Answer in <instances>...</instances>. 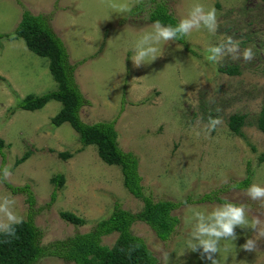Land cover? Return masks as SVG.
<instances>
[{
	"label": "rangeland",
	"instance_id": "rangeland-1",
	"mask_svg": "<svg viewBox=\"0 0 264 264\" xmlns=\"http://www.w3.org/2000/svg\"><path fill=\"white\" fill-rule=\"evenodd\" d=\"M139 1L0 0V33L14 31L25 9L49 16L72 63L86 59L76 70V81L88 101L81 109L82 120L115 121L120 147L140 160L145 192L155 201L184 202L173 211L180 223L169 240H161L143 221L133 224V234L145 240L160 264H211L188 246L192 224L186 218L192 210L210 212L222 204L200 201L201 197L211 193L243 204L249 221L264 220V201H252L246 189L231 186L250 171L251 184L264 186V133L256 125L264 108V0H145L137 13H119L110 7L113 2L127 3L133 10ZM157 2H164L178 20L196 3L215 8L218 27L215 34L201 29L185 38L195 54L177 41L169 42L159 46L160 57L154 62L137 68L132 50L142 33L151 30L149 14ZM228 37L239 42V53L210 61L207 49ZM246 48L254 54L250 61L242 56ZM229 66H237L239 74L222 70ZM56 88L47 58L32 52L21 38L1 40L0 138L5 147L0 170L7 166L12 175L4 180L0 171V199L15 201V213L35 222L43 244L92 230L116 204L133 213L144 207V201L125 188L118 166L104 162L95 146L83 148L70 123L52 124L61 102L52 100L34 111H12L27 95ZM234 114H247L242 129L247 139L230 130L228 122ZM210 118L220 120L212 131ZM64 152L73 155L66 158ZM27 153L28 158L18 164ZM58 174L64 175V184L56 190L53 178ZM6 183L28 185L33 205L28 193H14ZM63 212L86 222L73 224ZM235 231V241L220 242L221 251L215 254L220 264H264V238L256 251L249 252L241 246L255 238L256 231L241 227ZM117 237L118 233L104 236L103 243L112 246ZM35 264L75 263L50 256Z\"/></svg>",
	"mask_w": 264,
	"mask_h": 264
},
{
	"label": "trees",
	"instance_id": "trees-1",
	"mask_svg": "<svg viewBox=\"0 0 264 264\" xmlns=\"http://www.w3.org/2000/svg\"><path fill=\"white\" fill-rule=\"evenodd\" d=\"M154 2L156 0H149ZM147 1H139L131 13H137ZM149 19L152 23L159 20L164 25L175 26L179 20L164 2H157L151 10ZM3 38L9 40L21 38L28 48L35 54L45 57L49 61V69L57 82V88L40 95L29 94L20 99L12 108L23 110H39L47 103L56 100L62 103L61 110L52 118L56 127L70 123L77 131L82 147L93 145L96 147L100 158L109 165L118 166L121 170L125 188L136 198L144 201L140 212L133 213L116 204L111 215L104 218L88 232H77L65 239L55 240L43 244V233L32 219L23 220L16 227V236L9 237L0 233V264H35L44 257H58L75 264H160L158 257L149 248L145 240L133 234L132 226L137 221H143L151 226L157 236L169 240L175 233L180 218L173 213L182 206V201L158 200L155 201L145 192L143 177L140 173V160L131 151H124L119 145V133L115 121L88 124L81 118V109L88 102L82 93L77 81L76 70L86 59L72 63L67 47L62 38L55 32L49 22V16L34 14L30 10L23 12L22 20L14 31L0 33V42ZM185 46L186 50L195 54V50L186 43V39L177 40ZM230 74H239L237 66L222 69ZM247 114H234L229 119V128L235 134L247 139L242 130L246 124ZM256 125L264 133V108L257 116ZM5 147V141L0 138V152ZM70 157L71 152L61 153ZM29 153L19 159L17 163L24 162ZM264 160V155L262 156ZM252 171L247 178L236 181L231 186L238 189H247L252 180ZM55 189L63 187L64 175L58 174L53 178ZM14 193L26 192L31 205L34 197L28 185L14 186L6 183ZM56 197V192L52 199ZM189 199V198H188ZM213 200L220 203L229 202L211 193L205 194L200 201ZM62 216L67 221L83 225L86 220L72 212H63ZM118 233L112 246L103 243L104 236Z\"/></svg>",
	"mask_w": 264,
	"mask_h": 264
},
{
	"label": "clouds",
	"instance_id": "clouds-1",
	"mask_svg": "<svg viewBox=\"0 0 264 264\" xmlns=\"http://www.w3.org/2000/svg\"><path fill=\"white\" fill-rule=\"evenodd\" d=\"M110 7L116 12H131L127 3H110ZM217 13L215 8H208L203 4H194L187 15L173 25H164L157 20L150 25V31H144L133 47L131 60L137 68L142 65L154 62L161 51V44H169L179 39L189 38L193 32L206 29L209 33L215 34L217 30ZM208 59L218 62L225 53H239V42L228 37L225 43L213 45L207 49ZM251 48L244 49L242 56L245 61L253 59ZM234 58H238L234 56ZM220 123L218 118L209 119V131H212ZM3 179L8 180L12 175L10 168L5 166L2 170ZM246 195L252 201H264V186L253 183L246 189ZM15 201L8 197L0 199V233L6 236H16V227L23 223V217L18 216L14 211ZM191 223L189 248L191 251H200L202 258L211 261V264H220L215 254L220 253L222 240L237 239L235 229L251 228L256 231L255 238L247 239L241 247L243 250L252 252L257 250V242L264 238V220L259 217L248 219L246 207L243 204L225 202L215 205L210 212L192 210V216L186 218ZM202 250V251H201ZM165 261L168 253H164Z\"/></svg>",
	"mask_w": 264,
	"mask_h": 264
}]
</instances>
